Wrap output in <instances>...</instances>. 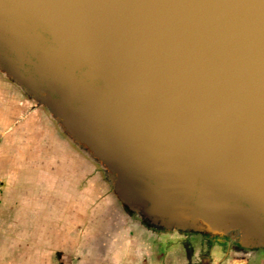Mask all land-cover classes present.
Returning a JSON list of instances; mask_svg holds the SVG:
<instances>
[{
  "label": "water",
  "instance_id": "1",
  "mask_svg": "<svg viewBox=\"0 0 264 264\" xmlns=\"http://www.w3.org/2000/svg\"><path fill=\"white\" fill-rule=\"evenodd\" d=\"M0 75L137 225L264 250V0H0Z\"/></svg>",
  "mask_w": 264,
  "mask_h": 264
},
{
  "label": "rangeland",
  "instance_id": "2",
  "mask_svg": "<svg viewBox=\"0 0 264 264\" xmlns=\"http://www.w3.org/2000/svg\"><path fill=\"white\" fill-rule=\"evenodd\" d=\"M51 124L0 75V264H220L225 259L197 242L185 245L170 233L156 237L138 230L100 168L97 172L70 148ZM37 166L57 170L59 193L18 187L16 173Z\"/></svg>",
  "mask_w": 264,
  "mask_h": 264
},
{
  "label": "flooded vegetation",
  "instance_id": "3",
  "mask_svg": "<svg viewBox=\"0 0 264 264\" xmlns=\"http://www.w3.org/2000/svg\"><path fill=\"white\" fill-rule=\"evenodd\" d=\"M43 110L42 108H40ZM44 114L46 113L45 110ZM47 115V113H46ZM52 123V121H50ZM95 169L98 167L91 164ZM99 172V170H96ZM131 222L137 227L138 230H142L147 235L150 236H158L161 237L166 233H170L173 236L177 237L183 244L187 245L190 243L197 242L201 247L205 248L209 252H219L222 253L224 256L227 255L231 257L233 260L236 261H246V260H253L264 253V250L259 249H244L238 245H236L231 240L227 239L226 237L219 235V234H183L178 232H171V231H157L154 229H150L145 224L137 225V219L134 216L130 217ZM171 235V236H172Z\"/></svg>",
  "mask_w": 264,
  "mask_h": 264
},
{
  "label": "crops",
  "instance_id": "4",
  "mask_svg": "<svg viewBox=\"0 0 264 264\" xmlns=\"http://www.w3.org/2000/svg\"><path fill=\"white\" fill-rule=\"evenodd\" d=\"M55 134L60 136L70 148H73L71 144L66 140V138L58 132L57 128L54 124H51ZM58 149V150H57ZM57 153H60L61 149L56 148ZM43 161V158H41ZM58 163V162H57ZM59 173L57 170L52 169V171L44 168V167H28L24 170L18 171L16 173V181L18 183V187H37L44 191H56L59 193L60 191L57 189L56 182L58 181ZM225 259L220 264H229L230 260H233L231 257L225 255L223 256ZM236 261V260H233ZM241 264H264V255H261L253 260L240 261Z\"/></svg>",
  "mask_w": 264,
  "mask_h": 264
},
{
  "label": "trees",
  "instance_id": "5",
  "mask_svg": "<svg viewBox=\"0 0 264 264\" xmlns=\"http://www.w3.org/2000/svg\"><path fill=\"white\" fill-rule=\"evenodd\" d=\"M262 255H264V253Z\"/></svg>",
  "mask_w": 264,
  "mask_h": 264
}]
</instances>
